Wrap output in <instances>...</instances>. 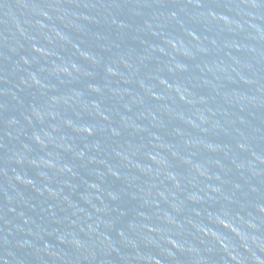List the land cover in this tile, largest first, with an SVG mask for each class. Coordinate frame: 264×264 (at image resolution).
Listing matches in <instances>:
<instances>
[{"label": "water", "instance_id": "water-1", "mask_svg": "<svg viewBox=\"0 0 264 264\" xmlns=\"http://www.w3.org/2000/svg\"><path fill=\"white\" fill-rule=\"evenodd\" d=\"M0 264H264V0H0Z\"/></svg>", "mask_w": 264, "mask_h": 264}]
</instances>
